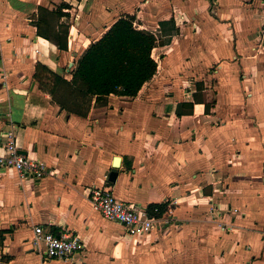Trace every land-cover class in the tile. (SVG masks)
Returning a JSON list of instances; mask_svg holds the SVG:
<instances>
[{"label":"crops","instance_id":"obj_1","mask_svg":"<svg viewBox=\"0 0 264 264\" xmlns=\"http://www.w3.org/2000/svg\"><path fill=\"white\" fill-rule=\"evenodd\" d=\"M226 2L0 0V155L11 134L50 172L0 167V264H264V0ZM126 15L157 38L154 77L134 98H92L85 115L60 108L36 65L71 81ZM40 17L66 49L37 34ZM180 104L192 111L178 115ZM105 187L148 212L163 205L168 223L133 234L105 220L90 201ZM36 225L70 230L82 248L44 261L30 245Z\"/></svg>","mask_w":264,"mask_h":264},{"label":"trees","instance_id":"obj_2","mask_svg":"<svg viewBox=\"0 0 264 264\" xmlns=\"http://www.w3.org/2000/svg\"><path fill=\"white\" fill-rule=\"evenodd\" d=\"M54 15L64 16L61 12H53ZM45 19V25L41 24V17L34 23L37 34L54 43L58 49H66L63 40L49 36L50 23ZM165 24H170L166 38L168 43L176 29L173 21ZM156 43L154 34L134 27L133 16H121L100 39L85 49L77 61L71 81L41 64L36 65L34 79L40 89L47 92L60 108L85 115L94 97L97 103L109 95L125 98L138 95L142 87L156 74L157 63L151 56ZM180 107H189L192 111L193 105L180 104L177 108L178 115H182ZM155 209L157 212H154ZM163 210V205H151L149 208L150 214L157 216H160ZM4 233L0 231V247L4 241Z\"/></svg>","mask_w":264,"mask_h":264},{"label":"built area","instance_id":"obj_3","mask_svg":"<svg viewBox=\"0 0 264 264\" xmlns=\"http://www.w3.org/2000/svg\"><path fill=\"white\" fill-rule=\"evenodd\" d=\"M4 150V155H0V167L13 169L21 177L31 179H42L50 173L40 163L21 155L11 134ZM90 201L105 220L119 223L133 234H146L168 223L164 216L152 215L141 206L116 199L106 187L92 190ZM222 230H225L224 226ZM30 245L33 251L42 255L44 261L67 260L82 248L79 237L72 231L61 229L55 232L42 225L33 227Z\"/></svg>","mask_w":264,"mask_h":264},{"label":"rangeland","instance_id":"obj_4","mask_svg":"<svg viewBox=\"0 0 264 264\" xmlns=\"http://www.w3.org/2000/svg\"><path fill=\"white\" fill-rule=\"evenodd\" d=\"M208 1H209V2L211 3V5L213 6V10L215 9V11L218 12V9H220V7L217 6V3H214V2H216V0H208ZM238 2H239V0H230V2H228V3L226 2V3H227V4H231V3H232L233 5L236 6V5H238ZM252 2H253V0H247V1L244 0L243 4L249 6V5L252 4ZM232 4H231V5H232ZM216 6H217V7H216ZM247 8H248V7H247ZM232 9H233V8H232ZM221 10H222L221 13H222V14H225V13H224V9L221 8ZM229 11H230V9L228 10V12H229ZM228 14L234 15V14H236V12L233 11L232 13H228ZM108 23H109V22H106V23L104 24V26H103L102 29H104L107 25H109ZM201 96H202V95H201Z\"/></svg>","mask_w":264,"mask_h":264},{"label":"water","instance_id":"obj_5","mask_svg":"<svg viewBox=\"0 0 264 264\" xmlns=\"http://www.w3.org/2000/svg\"><path fill=\"white\" fill-rule=\"evenodd\" d=\"M117 162H118V158L116 157L115 158V166H117ZM116 177H117V173L115 171H112L110 174H109V178L108 180L110 182H114L116 180Z\"/></svg>","mask_w":264,"mask_h":264}]
</instances>
